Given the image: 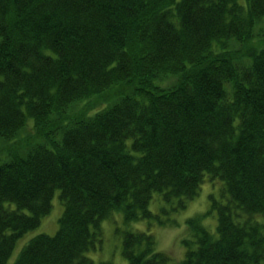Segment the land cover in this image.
I'll return each instance as SVG.
<instances>
[{"label": "trees", "instance_id": "1", "mask_svg": "<svg viewBox=\"0 0 264 264\" xmlns=\"http://www.w3.org/2000/svg\"><path fill=\"white\" fill-rule=\"evenodd\" d=\"M206 176L218 234L189 218L176 261L123 230V264H264V0H0V264L57 189L11 264H94L114 209L183 208Z\"/></svg>", "mask_w": 264, "mask_h": 264}, {"label": "rangeland", "instance_id": "2", "mask_svg": "<svg viewBox=\"0 0 264 264\" xmlns=\"http://www.w3.org/2000/svg\"><path fill=\"white\" fill-rule=\"evenodd\" d=\"M94 111L103 106L102 97L91 101ZM223 182L220 179L211 180L206 176L201 183L198 193L187 199L183 208H173L175 199L169 203L162 199L160 193H155L150 202V209L154 213L151 218L125 220L121 209H114L110 216L101 221L102 235L97 240L95 248L86 251V255L98 264L100 260L110 259L114 264H123L126 258L123 254V230H141L152 233L156 240L157 248L169 253L176 261L183 259L186 247L182 238L189 236L191 231L188 227L189 218H197L213 234H218V213L212 208V194L218 199L221 195ZM57 189L52 199V209L44 214L41 222L34 228L24 232L17 240L16 246L6 264H11L18 255L23 245L33 236L39 233L54 234L59 228V219L64 211V204ZM264 220V215L259 216Z\"/></svg>", "mask_w": 264, "mask_h": 264}]
</instances>
